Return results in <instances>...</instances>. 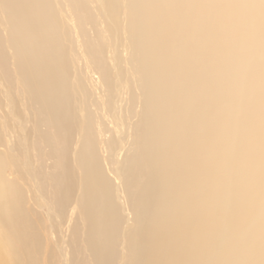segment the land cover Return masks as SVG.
Wrapping results in <instances>:
<instances>
[{"label": "bare ground", "instance_id": "6f19581e", "mask_svg": "<svg viewBox=\"0 0 264 264\" xmlns=\"http://www.w3.org/2000/svg\"><path fill=\"white\" fill-rule=\"evenodd\" d=\"M0 264H264V0H0Z\"/></svg>", "mask_w": 264, "mask_h": 264}, {"label": "rangeland", "instance_id": "374dc122", "mask_svg": "<svg viewBox=\"0 0 264 264\" xmlns=\"http://www.w3.org/2000/svg\"><path fill=\"white\" fill-rule=\"evenodd\" d=\"M6 174H8V175L14 174V170L12 168H9L8 170H6ZM41 212L43 214L47 213V210H46V208L44 206L41 207Z\"/></svg>", "mask_w": 264, "mask_h": 264}]
</instances>
